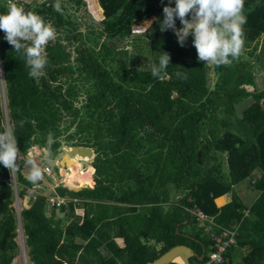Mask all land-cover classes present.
<instances>
[{
  "label": "trees",
  "instance_id": "obj_1",
  "mask_svg": "<svg viewBox=\"0 0 264 264\" xmlns=\"http://www.w3.org/2000/svg\"><path fill=\"white\" fill-rule=\"evenodd\" d=\"M54 3L30 7L56 30L40 78L29 76L0 31L6 109L21 156L19 196L26 187L44 192L42 180L30 183L22 171L33 147L47 149L50 134L52 157L68 145L94 149L95 186L75 191L59 185L31 196L20 222L11 173L0 164V264L19 257L22 224L31 264H147L180 244L198 253L192 264H201L213 242L187 210L238 228L225 256L230 264H264V84H258L264 0H245L244 46L228 66L198 61L191 36L182 47L171 29L160 31L168 0H99L100 22L91 19L85 0H61L62 13ZM7 5L0 0V13ZM86 17L92 22L85 24ZM151 19L143 34L134 33ZM163 51L171 60L168 76L159 80L150 68ZM256 172L258 196L248 206L235 187ZM228 194L231 201L218 207L216 200ZM53 195L65 203L51 206Z\"/></svg>",
  "mask_w": 264,
  "mask_h": 264
},
{
  "label": "clouds",
  "instance_id": "obj_2",
  "mask_svg": "<svg viewBox=\"0 0 264 264\" xmlns=\"http://www.w3.org/2000/svg\"><path fill=\"white\" fill-rule=\"evenodd\" d=\"M44 4L46 0H36ZM33 0H8L7 11L0 13V31L12 50L20 53L29 68V76L40 78L48 65L46 55L47 44L56 38L53 24L46 21L37 12L30 10ZM163 3V0H161ZM54 10L62 13L61 0H55ZM245 0H168L163 7V19L159 21L160 31L171 29L180 46H184L188 37L197 52L198 61L215 66H228L237 59L244 46L243 25ZM179 19L180 27L176 20ZM170 54L164 52L158 63H153L150 74L153 78L164 80L170 64ZM178 78L186 79V75L176 73ZM55 143L50 134L47 139L46 159L53 163L51 145ZM17 137L11 125L0 130V164L10 173L17 170L19 158ZM30 171L26 179L37 183L43 179L42 168L29 160Z\"/></svg>",
  "mask_w": 264,
  "mask_h": 264
},
{
  "label": "rangeland",
  "instance_id": "obj_3",
  "mask_svg": "<svg viewBox=\"0 0 264 264\" xmlns=\"http://www.w3.org/2000/svg\"><path fill=\"white\" fill-rule=\"evenodd\" d=\"M36 2V0H33V2ZM92 1L94 4H92ZM85 2L87 3V12L89 13V15H91V19L100 22L104 19V11L101 8L100 4H99V0H85ZM91 19L89 18H85L83 20V22L85 24H89L91 23ZM153 22V19L151 20H147L142 22L140 25L135 27V34H143L148 27L150 26V24ZM124 45L122 44V47ZM1 68V65H0ZM0 81H1V86H2V103H3V108H4V113H5V122H6V127L10 125V118H9V114L8 111L6 109V97H5V85H4V80L3 77L1 76V70H0ZM258 84L259 85H263L264 84V68L263 71L260 73V75L258 76ZM249 105V103H247V101H245V103H243L241 106H239V111L242 113L243 110ZM46 151L47 149L45 148H39L38 146L33 147L29 153H28V158L27 161L31 160V158H36L40 163H44V165H50L52 167L53 173L50 175H43V179H42V183L40 185V187L43 188L44 194H50L54 189H55V183L59 182L62 179V182L69 187H74V186H83V185H87L88 187H94L95 183L89 182V178H91L92 173L95 172V168L93 167V161L89 160H83L80 159L76 156H73L74 159L78 160L79 163H77V165H73V164H69L68 168H64L63 166L60 167V165L58 164V160L61 159L63 157V154L65 152L68 151L67 146H64L62 148V151L60 152V154L57 157H52L53 163H48L47 159H46ZM21 158V156L19 155L18 160ZM93 160V159H92ZM65 162V161H64ZM27 163V162H26ZM19 164V162L17 161V165ZM59 165V169L56 170L55 167ZM17 172V171H16ZM259 172H256V175H259ZM93 178H94V174H93ZM92 178V181H93ZM253 178H255V174L253 175L252 178H250L249 180L245 181L244 183L240 184L239 186L235 187V190L237 193H240L242 190L246 191L243 194V201L244 203H246L248 206H250L251 203H253L258 196V193L256 191L255 188H252L250 185L252 183V181L254 180ZM66 180V182H65ZM63 184V185H64ZM255 185V184H254ZM19 191V190H18ZM16 192V190H15ZM248 192V193H247ZM23 197H18L15 196V206L17 208V215L19 220H21V212L22 210H24L25 207H29L30 205V198L26 195H24L23 200H21ZM227 198L229 200H231V194L227 195ZM201 228L202 225H200ZM18 242L20 244L21 247V251H20V255L19 257L15 260L14 264H31L29 256H28V248L26 245V236H25V232L23 229V224L22 227L19 228V237H18ZM238 256H236L234 258L235 262H237L241 256H242V252H238L237 253Z\"/></svg>",
  "mask_w": 264,
  "mask_h": 264
},
{
  "label": "built area",
  "instance_id": "obj_4",
  "mask_svg": "<svg viewBox=\"0 0 264 264\" xmlns=\"http://www.w3.org/2000/svg\"><path fill=\"white\" fill-rule=\"evenodd\" d=\"M31 160H34L42 168L43 175H50L53 173L52 167L50 165H44V163H40L36 158L33 157L31 158ZM29 171H30V165L26 163L22 171L23 175L26 177ZM9 180L14 184L17 198L20 197L18 190H22L24 187L20 186L16 171L11 173V177ZM63 184L64 183L62 182L61 179L59 182H56L54 185L56 188L57 186ZM64 186L66 185L64 184ZM24 190L26 196L28 197L32 196V198L34 199L38 194L44 195V192L40 191L36 187H26ZM21 200H23V198ZM49 201L51 206H60L63 203H65L66 198L61 197L59 195H53L50 196ZM187 212H189L191 216L195 218L196 222H198L200 225H202L203 228L206 229V233L213 242L212 243L213 252L209 255V258H207L201 264H230V260L225 256L227 251L230 248H232L233 245L236 243L238 228L228 229V228L220 227L216 223H214L213 220L206 218L204 214L200 211L187 210ZM20 222H22V216ZM20 227H22V225ZM215 228L219 230H216Z\"/></svg>",
  "mask_w": 264,
  "mask_h": 264
},
{
  "label": "water",
  "instance_id": "obj_5",
  "mask_svg": "<svg viewBox=\"0 0 264 264\" xmlns=\"http://www.w3.org/2000/svg\"><path fill=\"white\" fill-rule=\"evenodd\" d=\"M67 149L68 151L65 152L63 154V157L58 160V164L60 165V167L63 166L64 168H68L70 161L73 160L72 159L73 156H76L80 159L87 160V161L89 160L93 161L96 156L94 149L91 147H80L78 145H68ZM86 187L88 186L87 185L78 186V187L74 186L73 189L75 191H79ZM196 256H198V253H196L191 247L185 244H180V245H176L170 248L160 257H158L154 261L148 262L147 264H169L171 262H178L177 261L178 257H180L183 260L182 264H192L190 259ZM200 260H203V256L200 257Z\"/></svg>",
  "mask_w": 264,
  "mask_h": 264
},
{
  "label": "crops",
  "instance_id": "obj_6",
  "mask_svg": "<svg viewBox=\"0 0 264 264\" xmlns=\"http://www.w3.org/2000/svg\"><path fill=\"white\" fill-rule=\"evenodd\" d=\"M77 162H78V160H77ZM78 163H79V162H78ZM93 174H94V173H92L91 178H93ZM259 177H260V174H259V175H256V174H255V178H253L254 180L252 181L253 185H252V184L250 185L252 188H254V183H255V181H256L257 179H259ZM92 183H95L94 178H93V182H92ZM244 192H246V191L242 190V191L239 193V196L241 197L242 201H243V194H244ZM247 193H248V192H247ZM231 199H232V198H231ZM230 201H231V200H229V199L227 198V195H226V196H223V197L217 199V200H216V203H217L218 207H223V206H225L226 204H228ZM243 202H244V201H243ZM253 203H254V202H253ZM253 203H251V204H253ZM251 204H250V205H251ZM246 205H247V204H246ZM244 255H245V252L242 251V256H244ZM237 256H238V255H237ZM242 256H241V258H242ZM241 258H240L239 260H241Z\"/></svg>",
  "mask_w": 264,
  "mask_h": 264
},
{
  "label": "bare ground",
  "instance_id": "obj_7",
  "mask_svg": "<svg viewBox=\"0 0 264 264\" xmlns=\"http://www.w3.org/2000/svg\"><path fill=\"white\" fill-rule=\"evenodd\" d=\"M1 76L3 77L2 71H1ZM72 159H73V160L70 161V164L77 165V163H78L77 160L74 159L73 157H72ZM89 182H93V181H92V178H89ZM177 261L180 262V263L182 264V261H183V260H182L180 257H178V258H177Z\"/></svg>",
  "mask_w": 264,
  "mask_h": 264
}]
</instances>
